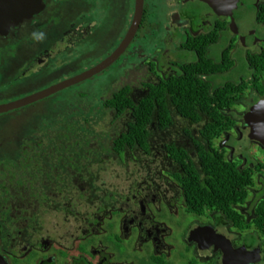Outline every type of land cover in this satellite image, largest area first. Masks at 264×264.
I'll return each instance as SVG.
<instances>
[{"label": "flooded vegetation", "instance_id": "1", "mask_svg": "<svg viewBox=\"0 0 264 264\" xmlns=\"http://www.w3.org/2000/svg\"><path fill=\"white\" fill-rule=\"evenodd\" d=\"M24 1L0 0V104L110 56L135 8V0H42L38 10ZM209 1L216 8L165 0L166 9L151 10L143 0L135 34L109 65L121 73L95 112L75 118L71 104L47 100L109 66L0 113V264H223L225 253L237 264L245 253L248 264H264V237L255 223L264 202V147L247 137L243 117L264 99V0ZM238 1L245 4L239 15ZM193 2L201 7L191 9ZM201 54L231 64L217 72L188 68ZM238 58L246 74L218 83ZM187 75L209 83L210 92L238 87L233 100L226 92L227 104L220 101L219 120L179 111L170 83ZM120 90L130 100L122 109L108 103ZM159 93L163 104L153 99L152 105L166 115L155 110L137 128L135 106ZM56 107L64 121L50 124ZM209 122L223 126L211 139L203 133ZM202 156L235 168L245 196L228 199L225 210L202 201L197 192L208 188Z\"/></svg>", "mask_w": 264, "mask_h": 264}, {"label": "trees", "instance_id": "2", "mask_svg": "<svg viewBox=\"0 0 264 264\" xmlns=\"http://www.w3.org/2000/svg\"><path fill=\"white\" fill-rule=\"evenodd\" d=\"M231 62L226 61L222 64L213 63L210 59H207L201 54L200 63L190 65L188 68H195L200 73L204 72H217L223 71L228 68ZM188 77L175 80L171 82L170 86H174L175 92L172 93L173 101L177 103V108L185 117L197 118L198 115H207L209 118L214 119V122L218 118V107L227 104V94L232 95V100L236 96L238 88L235 85L227 84L223 87L216 88L215 91L210 92L209 83L204 82L202 79H197L194 76L187 75ZM182 82H185L182 84ZM180 84V85H179ZM227 88L233 89L231 93L226 91ZM174 92V91H171ZM163 94H152L150 98H144L139 101V105L135 106V117L140 120L137 128H143L145 123L149 120L150 114L153 113L154 109L152 105L153 99H156V102L161 105L163 104ZM226 99V100H225ZM222 100L223 103H220ZM230 102V101H229ZM109 104H115L119 109L124 108L130 104V100L125 97V92L120 90L116 95L108 101ZM194 103L197 104L194 106ZM231 103V102H230ZM159 111L161 116L166 115L164 108L158 107L155 112ZM142 121V123H141ZM214 122H209L207 126L204 127V132L209 139L214 136H217L221 133L223 126L216 124ZM141 126V127H140ZM202 166L205 170V173L208 175L206 177V183L208 188L201 187L197 192L198 196L202 201H208L217 205L218 208L225 210L228 207V202L231 198L236 196L243 195L245 196L246 192L243 193L244 188L237 186V183L241 182L239 175L235 168H232L231 171L228 169L229 165L226 162H223L221 158H211L201 157ZM210 175V176H209ZM251 184V179L248 181ZM242 193V194H241ZM229 199V200H228ZM257 225L261 230L264 237V202L259 206V214Z\"/></svg>", "mask_w": 264, "mask_h": 264}, {"label": "rangeland", "instance_id": "3", "mask_svg": "<svg viewBox=\"0 0 264 264\" xmlns=\"http://www.w3.org/2000/svg\"><path fill=\"white\" fill-rule=\"evenodd\" d=\"M149 4V8L151 10H154L156 8H162L164 9L166 2L165 0H145V6ZM188 6H191V9H198L201 7L197 2L191 3ZM245 4L242 3V1H238L236 4L234 11L236 12L237 15L244 13L245 12ZM166 9V7H165ZM190 9V10H191ZM99 28V27H98ZM139 46V41L136 39L132 43V45L128 49V55L126 58H130L132 55L135 54L136 50L135 48H138ZM140 46L142 48L148 49L150 47L149 42L147 41H142L140 42ZM220 49L215 50V57L217 58L219 55ZM194 55H191L190 58H193ZM125 58V59H126ZM89 59V58H88ZM95 61V59H93ZM240 58H238L237 65L228 73L224 74V76L220 77L219 80L217 81L218 83H221L222 81L226 79H235V75L237 74H246V67L245 64L240 62ZM91 61V62H94ZM243 63V65H242ZM109 66V68H106L103 70V73L100 74L99 76H96L95 78L89 79L88 81H85L84 83L80 85H75L71 88L64 89L61 92L57 93L56 95L52 96V98L48 99L47 101L51 100L54 103H57V106L59 105H67L71 104L73 111L71 112V115L74 116L75 118L80 116V115H88L91 112H95L97 108H100L102 105V98L109 93L111 89H113L114 84L116 83L120 73L121 69L114 65ZM50 81L46 82L49 83ZM39 104V102H38ZM64 108V107H63ZM53 111H51L52 113ZM60 112L56 111L52 113V115L49 117L50 119L48 120L50 124H58L57 119H60L64 121L63 115L59 114ZM55 114V115H54ZM44 118V120H46ZM91 129H94V127H90ZM101 127H97L96 130H99ZM110 128V126L108 127ZM113 128V127H111ZM254 151V150H253ZM264 254V251H263Z\"/></svg>", "mask_w": 264, "mask_h": 264}, {"label": "water", "instance_id": "4", "mask_svg": "<svg viewBox=\"0 0 264 264\" xmlns=\"http://www.w3.org/2000/svg\"><path fill=\"white\" fill-rule=\"evenodd\" d=\"M205 3H207L212 8H216V6L210 2L209 0H201ZM22 3H27V0H25ZM29 6H36L38 10H40L44 4L42 0H30L29 3H27ZM33 12V10H31ZM143 12V0H135V8H134V16L131 23V26L125 36L123 37L119 47L107 58L97 63L95 66L73 76L67 79H64L54 85H51L43 90L37 91L32 94H28L20 99L10 101L5 104H0V113L10 111L13 109H17L19 107H22L24 105L30 104L32 102H35L37 100H40L44 97H47L51 95L52 93H55L63 88H66L68 86H71L75 83H78L84 79H88L93 75L98 74L103 69L108 67L121 53V51L129 44L132 36L135 34V31L138 27V24L140 22L141 16ZM28 14V12H26ZM17 15H14L16 17ZM244 121L247 125V137L249 139H254L259 141L261 145L264 147V99L258 100L256 103H254L248 111L244 114ZM248 254H244L242 256L241 261L242 264H248L251 263L252 260H249V262L246 260ZM223 264H237L236 259L233 254H231L228 257V253H225V257L223 260Z\"/></svg>", "mask_w": 264, "mask_h": 264}]
</instances>
